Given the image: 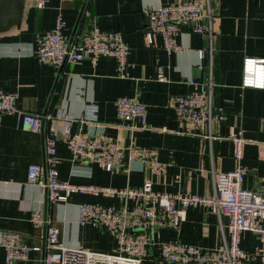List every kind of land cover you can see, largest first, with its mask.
Wrapping results in <instances>:
<instances>
[{"label":"crops","instance_id":"1","mask_svg":"<svg viewBox=\"0 0 264 264\" xmlns=\"http://www.w3.org/2000/svg\"><path fill=\"white\" fill-rule=\"evenodd\" d=\"M188 0H50L39 9L34 0H0V87L14 93L21 111L43 115L63 135L68 126L63 115L73 117L72 134L117 143L125 149L121 167L113 172L101 162L86 163L74 156L63 137L58 142L60 179L76 185L118 190L140 189L146 180L155 191L210 197L214 194L213 172L237 167L234 145L228 138L242 131L247 140L243 161L247 169L244 187H264V89L245 88V60L264 59V0H211L214 36L185 27L178 37L181 54L168 52L164 40L155 35L149 42L148 12ZM62 17L64 35L94 28L120 32L129 47V77L117 75V63L101 57L57 69L39 61V40L51 32ZM212 54L201 58V51ZM162 71L166 78L159 79ZM213 81L212 103L224 107L226 120L213 127L219 139L186 133L170 99L194 90L192 80ZM138 98L148 110L144 129L124 125L116 102ZM99 107L98 122L83 120L85 107ZM22 114L0 113V264H43L44 253L32 251L27 261L7 263L2 247L4 232H17L31 247H43L47 229L34 227L33 212L44 210L59 229V241L68 248H86L99 253L116 249V236L106 227L80 224L83 203L131 210L141 205L123 196L92 192L72 194L67 202L48 204L46 192L28 182L29 167L45 163L44 138L22 128ZM158 152L160 170L132 161L129 149ZM228 219L206 207L187 210L178 229L159 228L147 247L141 264H172L162 257V242L182 240L205 250H218L228 240ZM242 249L251 264H260L264 237L242 235Z\"/></svg>","mask_w":264,"mask_h":264},{"label":"built area","instance_id":"2","mask_svg":"<svg viewBox=\"0 0 264 264\" xmlns=\"http://www.w3.org/2000/svg\"><path fill=\"white\" fill-rule=\"evenodd\" d=\"M50 0H34L37 8L46 7ZM213 13L211 0H188L153 9L148 12L146 35L149 42L155 35L164 40V48L174 54H181L183 47L178 41L185 27L193 32L213 38ZM65 22L62 17L55 28L41 37L35 52L40 62L57 69L66 64L89 59L96 63L101 57H111L117 63V75L129 77V47L120 32L105 33L98 28L82 31L69 40L63 33ZM210 49L201 51V58L212 54ZM159 79L164 81L162 71ZM194 90L186 95H174L170 99L178 118L187 126L186 133L203 135L211 140L219 139L213 127L226 120L224 107L212 103L213 81L190 82ZM245 88L264 89V59L245 60ZM119 117L124 125L144 129L147 126L148 110L145 104L134 97H122L116 102ZM99 107L88 104L82 117L90 123L98 122ZM0 113L22 114V128L39 133L44 138L45 163L29 167L28 182L46 192L48 204L53 206L67 202L75 193L92 192L106 196H123L138 200L141 205L131 210H118L98 204L83 203L80 206V224L106 227L117 239V247L108 253H99L86 248H68L59 241V229L44 210H36L32 215V225L47 229L43 247L31 248L21 233L6 231L2 235V247L7 263L27 261L32 251L44 253L43 264H141L147 247L153 243L155 229H178L186 220L187 210L206 207L219 217L228 219V240L218 250H205L182 240L162 242V257L172 264H251L249 255L242 249V235L252 232L264 237V187L251 190L244 187L247 169L243 164L247 140L242 131L228 138L234 145L237 167L228 172H213L214 194L210 197L185 194H169L155 191L153 181L148 179L140 189H109L76 185L60 179L58 170L57 145L62 139L71 152L82 162H101L107 171L121 167L125 149L117 143L101 137L72 134L70 123L73 117L63 115L68 126L60 134L58 127L47 125L43 115L21 111L17 96L0 87ZM132 161L151 165L152 172L158 173V152L152 149L132 147L129 149ZM260 264H264V250L258 253Z\"/></svg>","mask_w":264,"mask_h":264},{"label":"water","instance_id":"3","mask_svg":"<svg viewBox=\"0 0 264 264\" xmlns=\"http://www.w3.org/2000/svg\"><path fill=\"white\" fill-rule=\"evenodd\" d=\"M73 39H71V42H72Z\"/></svg>","mask_w":264,"mask_h":264}]
</instances>
